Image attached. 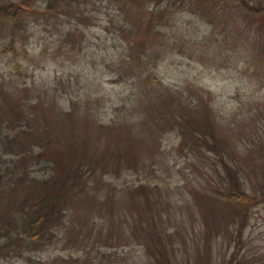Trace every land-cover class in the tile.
<instances>
[{
  "label": "rangeland",
  "instance_id": "rangeland-1",
  "mask_svg": "<svg viewBox=\"0 0 264 264\" xmlns=\"http://www.w3.org/2000/svg\"><path fill=\"white\" fill-rule=\"evenodd\" d=\"M91 3L33 16L19 72L0 56L27 157L0 228L70 180L1 264H264V0Z\"/></svg>",
  "mask_w": 264,
  "mask_h": 264
},
{
  "label": "trees",
  "instance_id": "trees-1",
  "mask_svg": "<svg viewBox=\"0 0 264 264\" xmlns=\"http://www.w3.org/2000/svg\"><path fill=\"white\" fill-rule=\"evenodd\" d=\"M89 3L92 4L91 0H20L16 2H0V56L7 57L11 53L14 59L20 56V50L24 46L25 39L30 36V22L33 16L42 14L48 23L58 17L55 11L56 8L61 12L63 7L72 11L71 8L73 6V10L77 12L75 16L81 18L86 14V7ZM90 25H85V27ZM102 25L104 24L101 20H96L95 26L99 27ZM105 29L109 30L108 28ZM70 36L71 33L66 34L65 43ZM98 40H101V38H98ZM22 41L23 44L21 43ZM18 75V77H22L20 74ZM1 81L0 79V87L4 88L2 83L5 84V82ZM12 96H14V93H10L7 90L0 93L1 98H11ZM144 98H146L145 95L142 97V101ZM19 112V108L14 106H10L9 118L0 112V198L18 189L19 164L27 162L26 155L22 156L23 150L21 153L16 152L19 146L14 140L13 134L14 130L18 128L17 125L26 120L23 114L22 116L18 115ZM28 130H31V128ZM20 134L22 136L31 135L25 130L20 132ZM19 155L21 158H19ZM42 157L43 154H40L38 159L41 160ZM26 168L29 169V167ZM66 180L67 183H58L56 176L48 179L46 184L52 183L53 191H48L46 195H42L39 201L31 200L28 203H22V220L16 221L12 230L5 231L3 229L4 227H9L7 224L0 228V241H4V247L0 243V264L4 261L3 257H6L15 249H18L21 255L30 248L31 244L33 245V243L43 239L44 232L40 224L59 210L61 203H63L62 199L70 193L68 188L69 176ZM56 184L58 186L54 190ZM5 251L7 252L4 255Z\"/></svg>",
  "mask_w": 264,
  "mask_h": 264
}]
</instances>
